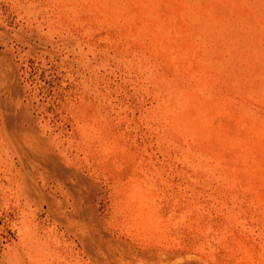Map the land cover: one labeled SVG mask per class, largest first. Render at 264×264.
I'll list each match as a JSON object with an SVG mask.
<instances>
[{
	"label": "rangeland",
	"instance_id": "374dc122",
	"mask_svg": "<svg viewBox=\"0 0 264 264\" xmlns=\"http://www.w3.org/2000/svg\"><path fill=\"white\" fill-rule=\"evenodd\" d=\"M12 145L66 178L64 264H264V0H0V264Z\"/></svg>",
	"mask_w": 264,
	"mask_h": 264
},
{
	"label": "bare ground",
	"instance_id": "6f19581e",
	"mask_svg": "<svg viewBox=\"0 0 264 264\" xmlns=\"http://www.w3.org/2000/svg\"><path fill=\"white\" fill-rule=\"evenodd\" d=\"M12 146L5 149L3 159L9 163L15 196L26 214L18 228L20 240L15 244L11 264H64L66 254L60 247V227H67L66 178L50 167L39 152L30 154ZM50 180L60 184L62 196L45 193L43 185ZM38 209L52 219V226L41 225L35 213Z\"/></svg>",
	"mask_w": 264,
	"mask_h": 264
}]
</instances>
